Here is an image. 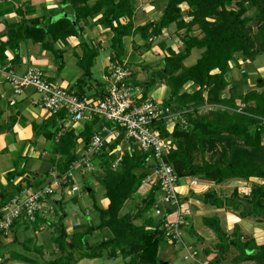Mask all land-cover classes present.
Returning a JSON list of instances; mask_svg holds the SVG:
<instances>
[{"label": "trees", "instance_id": "obj_1", "mask_svg": "<svg viewBox=\"0 0 264 264\" xmlns=\"http://www.w3.org/2000/svg\"><path fill=\"white\" fill-rule=\"evenodd\" d=\"M62 2L67 4L66 9L74 14L75 22L63 17L55 21L50 18H45V21L41 18L22 19L19 23L12 24L5 33L8 40L0 45V62L5 60L6 49L10 48L16 52L11 67L19 64L17 52L23 41L40 44L44 50L60 57L61 52L54 47L53 43L66 42L67 36L81 37L80 22L89 23L97 14L103 12L102 17L96 23L113 33L110 44V60L113 65L111 68L120 66L123 69H131L130 65L123 63L125 38L140 34L146 41L145 48L151 50L153 42L163 36L171 26H175L177 33L184 32L179 36V41L182 43L180 49L169 48L170 55L160 61L157 65L159 69L153 71L148 83L134 80L133 73L129 79L124 81L129 88H142L139 104L148 100L149 92L153 87L158 84L167 86L169 88L168 98L163 102H156L164 108L171 109L174 113H182V118L186 120V128L181 125V117L162 119L154 123V127L161 136L171 137L174 141V149L166 161L173 167L177 176L183 179L195 177L216 185H222L233 179H244L248 182L264 179V131L259 124V117H264V90H251L245 95H238L235 86L229 89L230 83L227 79L232 64L253 62L258 56L264 54V0H166V6L159 20L138 28L134 25L135 0H96L92 6L89 5V0H62ZM232 3L235 7L228 8ZM184 7L188 10V20L183 17ZM249 7L255 11L251 13ZM253 27H256L258 31L252 36ZM259 42L260 47H258ZM194 51H201V55L196 63L188 66L185 62ZM98 55L96 49L85 45L83 55L78 58L77 64L83 71V79L77 83L76 93L79 96L103 99L107 92V88H102V93L99 95L95 93L87 95L91 89L89 87L86 90L87 81L92 79V67ZM144 68L148 70L150 67ZM110 69L106 71L107 77L110 76ZM262 86L264 87V81ZM227 90L230 93L228 96L226 95ZM238 100L246 105L247 114L252 116L242 115L237 111L229 113L228 110L233 108ZM207 106L213 110L212 117L203 115L201 112ZM222 116L226 123L217 124L216 120ZM52 118L60 121L68 119L66 112L63 111L56 115L52 114ZM50 125L44 124L39 126V129L43 130L44 136L49 140L59 137L56 151L60 154L57 162L60 174L65 173L73 162L81 158V148L88 149L93 136L99 134L104 126L109 128L116 126L118 130L124 132L120 126L100 117H94L85 122L84 131L80 135H77L74 129L61 134L63 127H56L52 131L49 129ZM81 138L83 140L79 142ZM214 138L228 139L231 143L240 142V146L249 148L251 151L248 154L247 151L237 150L239 152L236 153V149L232 148L231 156H228L227 150H223V158L220 162H210L204 155L208 154L206 151H209ZM121 144L122 141L118 138L107 144L101 153L91 159L93 166L104 169L103 175L98 176L97 181L104 186L105 197L108 199V205L104 208L96 201L91 186L84 189L94 200V210L99 216V223L88 226L86 231H76L70 236L62 224L63 217H60L61 232L53 234L51 241L66 254L48 264H63L64 262L65 264H78L84 259L103 258L106 253H108V259L116 260L122 257L125 260L124 264H160L163 262L160 251L171 241L166 236L162 224L155 225L153 219H147L139 224L135 223L137 220H142L147 212L144 207L145 201L150 200L152 206L158 202L155 196L159 188L150 183L151 190L144 197L143 204L136 206L134 212L122 215L126 202L138 193L148 176L143 170L146 169L150 153L143 152L132 144L125 149L119 167L113 170L111 167L117 161L115 153ZM197 155H200V163L197 162ZM259 155L262 157L260 162L254 158ZM25 173L26 171L19 172L15 169L8 174V189L11 190L0 193V209L26 188H39L51 180L48 174L45 180L26 177L15 183ZM67 184H62V197L67 196L65 193ZM89 189H91L90 192H88ZM189 197L217 208L225 205L232 206L233 201L243 198L251 204L249 212L242 204H235V206H243V217L254 215L264 218V185H252L244 196H240L239 191L235 189L234 198L226 201L220 198L214 190L204 193L192 191L190 196L183 197V200ZM60 200L53 199L51 211L55 209V204H61ZM47 217L39 215L33 223L16 219L10 229V234L14 235L13 243L24 246L25 250L43 255V245L35 243L31 249L29 247L31 239H26L24 242L19 241L17 228L20 224H31L33 227L42 225L54 227ZM203 223L219 240V244L215 246L218 254L209 264H220L222 256L227 254L232 247L240 253L236 259L237 262H246L256 258L264 264V245H256L253 241L243 242L238 227V232L231 237L224 230L218 217H205ZM105 229L112 232L113 237L104 239L89 248L88 238L95 230ZM187 230L192 231L191 228ZM1 235L8 236L5 231ZM1 247L2 262L0 264L9 260L35 264L30 256L17 252L11 251L6 257ZM213 247L207 248L205 254H211ZM77 250L80 253L75 256L74 252ZM255 250L257 251L254 254Z\"/></svg>", "mask_w": 264, "mask_h": 264}, {"label": "crops", "instance_id": "obj_2", "mask_svg": "<svg viewBox=\"0 0 264 264\" xmlns=\"http://www.w3.org/2000/svg\"><path fill=\"white\" fill-rule=\"evenodd\" d=\"M95 2L96 0H89V5L92 6ZM165 6L166 0H135V28L149 23H154L155 21L159 20ZM66 7L67 4H64L62 0H0V45L8 40V37L5 34L7 32V28L12 24L19 23L22 19L32 20L41 18L42 21H45V18H50L51 20L55 21L66 17L75 22L74 14H71L66 9ZM102 15L103 12L97 14L92 20L89 21V23L85 21L80 22L79 25L82 27L81 37L67 36L66 42H52L54 47L61 52L59 53L60 57L55 56L50 51L44 50L40 44H34L32 41H23L20 43L17 52L19 64L11 67L16 52L10 48L6 49V58L4 61L0 62V193L11 190L8 189L9 186L7 178L8 174L13 172L15 169H17L19 172L26 171V173L19 177L15 183L26 177L40 180V174H45L46 176L49 174L50 176L52 173L58 171L57 162L60 159V154H58L56 149L59 137L53 138L51 140L47 139L44 136L43 130H41V128L39 129V126L47 123L50 125L51 123L49 129L52 131H54L56 127H63L61 134L74 129L76 134L80 135L84 131L85 122L89 121L88 119H85L76 123L71 119H64L62 121L53 119L52 114L42 106L40 102V95L32 86L26 87L20 94L15 93L14 88L8 82V72H13L16 76L21 77L25 75L28 70L35 69L41 70L49 77L50 73H52V70L55 68L53 61L58 59L60 66L57 68V71L62 69L63 64L67 65V63H69V66L72 68V70L69 69L67 75L71 77V74L77 71L74 66H77L78 69H80L77 64L78 58L83 55L84 46L87 45L89 48L96 49L98 54L101 49L109 51L107 59L108 67H106L104 70L103 76L104 84L97 85L94 82L90 83L91 80H88L86 90L91 87L88 95L95 93L96 89L107 88L109 82L106 71L113 66L110 60V44L113 33L109 29H106L96 23V21L100 19ZM170 28L164 32L163 36L159 37L154 42L160 38H168L173 40L171 36H167ZM128 41L130 43H128ZM124 42L125 57L123 59V63L130 65L134 75V80L136 81H138L139 76H141L140 71L144 70V67H152V64L158 65L162 60H160L161 56L164 57L170 55L169 48L167 54L164 55L160 52L156 45H153L151 50H147L144 46L146 41L141 37L140 34L127 37L124 39ZM181 46L182 43L178 38V42L172 47L179 50ZM135 48L136 50H142L140 55L135 53L137 52ZM263 55L264 54L258 56L253 62H239V65L232 64L227 74V79L230 83L229 89L230 87L235 86L237 88L238 95H245L251 90L263 91L264 87L262 86V83L264 81V77H259L257 80H252L251 78L254 75L252 73H255L253 71H256V73H264V62L258 63V61L264 57ZM195 61L196 59H194L193 63H195ZM150 64L151 66H149ZM185 64L187 65V60ZM94 65L92 67V72ZM80 71L82 72L81 78H83V71L81 69ZM78 74L79 73L77 72V75ZM81 78L77 79V81H79ZM58 80L59 81L53 82L55 84L57 83L56 85L58 86L71 88L72 83L69 80L63 79V74L59 76ZM159 85L165 86L163 84ZM132 90L135 94V97L140 98L142 96L141 87H135ZM233 93H235V90H233ZM38 130H40V132ZM82 140L83 139L81 138L79 142ZM188 180L189 178H184L183 182ZM91 187L93 190H95V187L92 185V183ZM193 188L194 187H187V189L181 188L180 191L183 190L182 194L185 197L187 196L185 193L187 192L189 196L191 191H193ZM90 191L91 189H89L88 192ZM147 195L148 194L145 196ZM80 196L81 193L79 194L78 198ZM58 200L60 199H57V201ZM88 225L74 223L71 228L72 230L78 228V230L86 231ZM64 226L66 227L67 225L65 224ZM9 236L12 238H8V241L12 240L13 242L14 235L11 233ZM25 236L26 235L20 231L17 233V237L20 242H24L23 237ZM189 242L191 241L189 240ZM168 244L171 246L173 245L172 243ZM40 245H42V243ZM45 250L46 249L44 248L43 255L45 256L47 254L49 257L47 262L60 258L57 252L53 251L50 253V249L46 251ZM81 262L82 261L79 263ZM166 263H168V261Z\"/></svg>", "mask_w": 264, "mask_h": 264}, {"label": "rangeland", "instance_id": "obj_3", "mask_svg": "<svg viewBox=\"0 0 264 264\" xmlns=\"http://www.w3.org/2000/svg\"><path fill=\"white\" fill-rule=\"evenodd\" d=\"M234 7H235V4L232 3V5L229 6L228 8H234ZM249 8H250L251 13L253 11H255V9H252L251 7H249ZM184 9L185 10L183 12V17H185V19L188 20L189 17L187 15L188 14L187 7H184ZM251 31H252L251 34L253 36L255 33H257L258 29L256 27H253ZM183 33H184L183 31L181 33H177L175 26H172L170 28V31L168 32L167 36H171V38L173 40L168 39V38H165V39L160 38L156 42H153L152 45H156L159 48L160 52L165 55L168 52V48L172 47L175 43H177L179 36L183 35ZM197 33H198V31H197ZM197 33H195V34H197ZM157 42H158V44H157ZM128 43H130V42L128 41ZM260 45H261V43L259 42L258 47H260ZM135 50H136V48H135ZM136 51L137 52H135V53L137 55H140V52L142 50L137 49ZM108 52L109 51L105 50V49L100 50L97 59H95V61H94L95 65L93 68V79H91L90 83L94 82L97 85L98 84H104L103 76H104V70L106 69V67H108V61H107ZM145 52H147V51H145ZM200 55H201L200 51H194V53L192 54L190 59L187 60V65L188 66L193 65L194 59H196V61H197L198 58L200 57ZM164 57L161 56L160 60L161 59L163 60ZM196 61H195V63H196ZM260 62L261 63L264 62V57H262L261 60L258 61V63H260ZM63 63H64V61H63ZM149 63H154V62H149ZM53 64H55V66H54L55 68H54V70H52V73H50L49 77L46 74L47 78L51 82H53V81L56 82V81H59L58 80L59 76H61V74H63V79L69 80L72 83L71 88H69V89H71L73 92H77V90H78L77 79L81 78V73H82L80 71V69H78L77 66L73 65L74 68L77 69V71L74 72L75 74L72 73L71 74L72 76L69 77L67 75L68 70L69 69L72 70V68L69 66V63H67V65L63 64V67L60 71H57V68L60 66L59 60L57 59L56 61H53ZM156 65L157 64H152V67H154V68L150 67L148 70L144 69V70L140 71L141 76H139L138 81H140V83H148V81L150 79V75L153 73V71H155L156 69H159V67ZM149 66H151V64ZM117 67H120V66H114V68H117ZM111 69H113V68H111ZM130 70L132 72V69H130ZM77 72L79 73L78 75H77ZM253 72H255V73H252V74H254L251 77L252 80H257L259 77H264V73H256V71H253ZM239 74H240V72H239ZM82 79L83 78H81V80ZM132 89H134V88H131V95H132L131 98L135 99L134 98L135 94H134ZM168 89L169 88L167 86L166 87L160 86L158 84L157 86L153 87L151 89V91L149 92L148 100H151V101L153 100V101H158V102L165 101L169 96L168 95L169 94ZM100 93H102V88L96 89L95 94L99 95ZM228 94H230L229 90L226 91L227 96H228ZM87 95H88V93H87ZM212 111H213L212 108L210 109V107H208V106L201 110L202 114L207 115L208 117H212L211 116L213 113ZM228 111H229V113H233L234 111H237V113H241L242 115L243 114L251 115V114H247L246 105L244 103H242V101H240V100L236 101L235 106ZM216 121H217V124H225L226 123V120L223 116L218 118ZM210 143H212V142L210 141ZM210 143L208 144V146L210 145ZM239 144H240V142L239 143L238 142L231 143L228 139H221V138L216 139V138H214L212 146H210L208 149L209 151H206L208 154H206L204 156L207 160H210V162L211 161L220 162L223 158V156H222L223 150H227L228 156H231L230 150L232 148L236 149V153L239 152L240 150L247 151V153L251 151V149L246 148V147H242V146H240L241 144L240 145ZM130 145L132 146V143L129 144L127 142H124L121 145V149L119 148V150H117V152L115 153L117 156V161H115V163L112 165L111 169L116 170L117 167H119V165H120L119 163L121 162V159L125 153V149L129 148ZM232 145H236V146H232ZM237 150H239V151H237ZM80 151L82 152L83 148H81ZM196 158H197V162L200 163V161H201L200 155H197ZM254 158L256 160H258L259 162L262 161L261 155L254 156ZM103 173H104V169H100L94 165L92 171H87L83 176H81L79 178V186H80V193H81V196L79 198H78V196L80 193L78 195H75L72 197H70V196L62 197L61 190L57 191V195L54 199H55V201H57V199H62V200H60L62 202H61V204H55V209L53 211H50L49 214H47L48 221L52 222L54 224V227L53 226L50 227L48 225H42L41 227H33V225H31V224H20L18 226L17 230L24 233V235H26L25 237H23L24 241L26 240V238L28 240L29 239L32 240L31 244L29 245V247L31 249H33L32 247L35 243H37L38 245H40L42 243V245L44 246V248L46 250L50 249L49 250L50 253L55 251L59 254L60 257H64L63 255H65L66 253L63 251H60L58 245L54 244L53 241H51V238H52L51 235L58 234L61 232L60 231L61 224H59L60 223V217H63V219L61 220L62 224L64 223L63 226L65 224L67 225L65 227V229L69 233L70 236L74 232L79 231L78 228L72 230L71 227L74 225V223H81V224H85V225L89 224L88 226L99 223V216L97 215V212L94 210V203H93L94 200L92 197L89 196V194L86 193V191L84 189H86L87 186H91V183H92V185L95 187L94 194H95L96 201L98 203H100L101 206L106 208L108 205V201H107V198L105 197V188L103 185H101L97 181L98 176L103 175ZM40 176H41L40 177L41 179H43V180L46 179L45 174H40ZM192 179L198 181L199 184H201V186H199V187L198 186L194 187L193 191H195L196 193H204V192H208L210 190H214L217 193V195L220 198H222L224 201H226L228 199L231 200L234 198L235 189H237L239 191L240 196H244L245 193H248V191L250 190L252 185H262V186L264 185V179L251 180L250 182H248L244 179H233V180H230V181L223 183L222 185H216L213 182L203 181V180H200V179L195 178V177L189 178V180H192ZM185 182H186V184H185ZM185 182H183V184H185V185H183L182 189L183 188L187 189V187H189V186H187V181H185ZM149 184L143 183V186L138 191V193L136 195H134L133 197H131V199H129L126 202L124 209L122 210V215H125L126 213H129V212L130 213L134 212L136 206L138 207V205L143 204V200H144L145 195L150 192L149 190H151V188H150L151 184L150 185ZM147 191H149V192H147ZM182 192H183V190H182ZM85 194H87V195H85ZM185 194L188 196L187 192ZM155 197L157 198L158 202H161L162 193L159 192L157 194V196H155ZM183 202L188 203L187 205L190 207L192 214H191L190 218H188V220L190 221V225L186 228H183V230H182L183 231L182 240L184 243L187 244L188 248L193 247L195 250H197L198 256H196L197 259L194 262L193 261H191V262L186 261L184 259L185 251H184V248L181 244L176 243V244H173L172 246L168 244L169 246L165 245L160 251V257L162 258V261H164V262L168 261L167 264H209V263H211V261H214L213 260L214 257L218 254L215 246L217 244H219V240L216 237V235H214L213 232H211L209 229H207L204 226L203 218H205V217H218L222 223V226L224 227V230L231 237H234L235 233L238 232V230H237V227H238L239 231L241 232L243 242H248V241L252 242L253 241L254 243H256V245H264V218L263 217H257L254 215L248 216V217H243L242 216L243 206H235V203H233L234 201L232 202V204H234V205H232V206L225 205L222 208H217V207H213L210 205L203 204L202 202L197 201L196 199L191 198V197L183 200ZM237 204H239V203H237ZM144 207H146L147 212L144 214V217L142 220H137L135 222L136 224H139L140 222L143 223L147 219H153L154 220V218L151 217L153 215L152 208L154 207V205L153 206L151 205L150 200L145 201ZM188 228H191L192 231L187 230ZM53 232H56V233H53ZM111 237H113V234L108 229H105L104 231L95 230L94 233L88 238L87 246L90 248L92 245H94L96 243H100L104 239H109ZM8 238H12V237L9 235L1 237V234H0V246H2L1 247L2 253L6 257H8V253L12 251V252L20 253L21 255L24 254V256H30L32 258V260H34L35 264H48L47 260L49 259V257L47 254L44 256V255H41L42 253L25 250L24 246L13 243L12 240L8 241ZM189 240L191 242H189ZM210 246H214V247H213L212 253L207 255V254H205V251ZM50 247H52V248H50ZM256 251L257 250H255L253 253L255 254ZM74 253H75V256H77L80 253V251L77 250ZM107 254L108 253H106L105 257H103V258H99V259H95V260L85 259V260H82V262L78 263V264H124L125 263V260L122 257L117 258L116 260L112 259V258L108 259ZM239 254L240 253L237 249H235L234 247L230 248V250L227 252V254L222 256L220 264H263L262 262H259V260L256 258H254L250 261H246V262H237L236 259L238 258ZM146 256H147V254H146ZM1 262H2V260L0 259V263ZM63 264H65V262Z\"/></svg>", "mask_w": 264, "mask_h": 264}, {"label": "built area", "instance_id": "obj_4", "mask_svg": "<svg viewBox=\"0 0 264 264\" xmlns=\"http://www.w3.org/2000/svg\"><path fill=\"white\" fill-rule=\"evenodd\" d=\"M109 74L105 96L103 99H93L79 96L69 88L56 85L41 70L31 69L21 77L8 72L7 79L15 93L20 94L26 87L32 86L40 95L42 106L51 114L66 112L67 118L76 123L100 117L120 126L124 132L122 133L116 126L112 128L104 126L99 134L93 136L88 149L80 152L81 158L73 162L65 173L60 174L58 171L52 173L51 180L46 184L39 188H26L0 209V234L5 231V234L9 235L16 219L33 223L39 215L47 216L53 209V199L57 191L62 189V184L68 183L65 188L67 196L78 195L79 178L87 171H92L93 156L101 153L107 144L118 138L121 140L123 136L122 144L132 143L141 151L150 153L146 169L143 170L148 174L144 184L153 183L162 193L161 202H157L152 208L151 217L154 218L155 225L161 223L171 243L175 241L183 246L184 259L194 262L198 251L193 247L188 248L182 240V230L190 225L188 218L192 214L190 207L183 202L184 196L180 191L186 182L183 184V178H179L166 161L174 149V141L171 137L161 136L154 127L155 122L174 117H181V125L184 128L187 127V122L182 118V113H174L156 101L147 100L139 104L140 98L132 99L131 88L124 83L132 75L130 69L113 67ZM259 124L264 131V117H259ZM187 185L195 187L199 182L192 179L187 181Z\"/></svg>", "mask_w": 264, "mask_h": 264}, {"label": "water", "instance_id": "obj_5", "mask_svg": "<svg viewBox=\"0 0 264 264\" xmlns=\"http://www.w3.org/2000/svg\"><path fill=\"white\" fill-rule=\"evenodd\" d=\"M123 138V136H122ZM121 138V140H122ZM233 203L237 204H242L246 210L249 212L251 210V204H249L248 202H246L245 200L243 199H236ZM4 264H30V263H25V262H21L19 260H9L8 262L4 263ZM160 264H167L165 262H161Z\"/></svg>", "mask_w": 264, "mask_h": 264}]
</instances>
